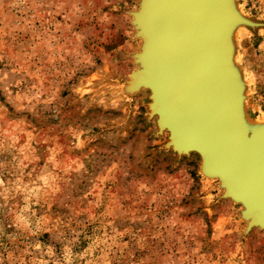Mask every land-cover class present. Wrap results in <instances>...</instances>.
I'll return each instance as SVG.
<instances>
[{
  "label": "rangeland",
  "instance_id": "rangeland-1",
  "mask_svg": "<svg viewBox=\"0 0 264 264\" xmlns=\"http://www.w3.org/2000/svg\"><path fill=\"white\" fill-rule=\"evenodd\" d=\"M140 2L0 0V264H264V231L128 89ZM232 2L242 115L260 122L264 0Z\"/></svg>",
  "mask_w": 264,
  "mask_h": 264
},
{
  "label": "bare ground",
  "instance_id": "bare-ground-1",
  "mask_svg": "<svg viewBox=\"0 0 264 264\" xmlns=\"http://www.w3.org/2000/svg\"><path fill=\"white\" fill-rule=\"evenodd\" d=\"M134 13L141 34L134 80L149 92L155 126L158 121L177 151L196 155L199 166L201 153L208 170L202 173L217 179L243 211L249 209L247 221L264 226V120L249 123L242 115V83L231 70V33L238 23L222 0H141ZM223 62L232 102L219 84ZM217 126L220 132L212 133ZM242 141L252 148L243 158Z\"/></svg>",
  "mask_w": 264,
  "mask_h": 264
},
{
  "label": "water",
  "instance_id": "water-1",
  "mask_svg": "<svg viewBox=\"0 0 264 264\" xmlns=\"http://www.w3.org/2000/svg\"><path fill=\"white\" fill-rule=\"evenodd\" d=\"M223 3L226 5V8H227V10L230 12V15H232L233 16V18L236 20V23H238V24H247L248 22L246 21V20H244L240 15H238V13H237V11L235 10V8H234V4H233V2H232V0H222V7H223ZM214 5H215V3H213V7H214ZM212 7V8H213ZM214 9L215 8H213V12H214ZM135 14L136 13H133L132 14V16L134 15L135 16ZM135 20L133 19L132 20V24L134 25V26H136V24H135ZM137 35V34H136ZM139 36L141 35V34H138ZM142 49H144V48H142ZM220 57H222V58H224L225 59V54H222V56H220ZM134 60H136V61H139L140 59V56H138V55H135L134 56ZM220 68V69H219ZM231 70H232V72H234V74H236L237 73V71H236V69H232V67H231ZM236 72V73H235ZM136 71L135 72H132V74H131V76H130V80H129V82H128V89L130 90V91H136V90H138V84L135 82V80H134V78H136ZM217 73H221V75H222V78H223V80H224V82H225V86H224V84H223V82H222V78L220 79V82H219V84H220V87H221V89H222V87H226V90H227V92H228V97L225 95V98H228L229 99V94H230V98H231V102H232V97H231V94L233 93V85H232V81H231V79H230V75H229V73H228V68H227V65H226V63L225 62H223L222 64H220L219 65V67H218V71H217ZM237 76H238V73H237ZM230 102V103H231ZM148 116L150 117V118H153L154 116H153V112L151 111V105H149L148 104ZM156 128H157V132L158 133H162V131H163V129H161L162 127H161V125H160V123L158 122V121H156ZM220 128H219V126H217V127H214L213 129H211V132L212 133H217V132H220V130H219ZM261 130H264V127H262V129ZM225 131H226V128H225ZM230 132V131H229ZM262 135H264V132H263V134ZM243 139V138H242ZM244 140V139H243ZM249 143H245L244 141H242V145H241V151H240V154L242 155V158H243V152L244 151H246V154L244 155V157L246 156V155H248L249 153H250V150L252 149L249 145H248ZM165 147L167 148V149H169V150H171L174 154H176L177 156H186V154L187 153H184V152H182V151H177V149H175V147L171 144V141H170V139L168 138L167 139V142H166V144H165ZM254 151H256V150H254ZM199 153V152H198ZM199 156H201L200 158H201V165H200V172H208V170H207V168L205 167V164H204V160H203V155H201V153H199ZM242 166H244V165H242ZM203 172V173H204ZM202 173V174H203ZM205 174V173H204ZM227 194V192H224L223 193V196H226V194ZM249 210V209H248ZM247 209L245 210V211H243L242 212V218L244 219V220H247V215H248V213H249V211H248ZM256 226H259L261 229H263V227L264 226H262V225H260V224H257L256 223V221L255 220H250V221H247V224H246V230H250V228H253V227H256Z\"/></svg>",
  "mask_w": 264,
  "mask_h": 264
}]
</instances>
